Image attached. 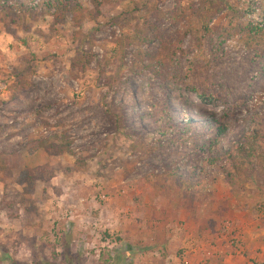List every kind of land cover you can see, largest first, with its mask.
Masks as SVG:
<instances>
[{
  "label": "rangeland",
  "instance_id": "374dc122",
  "mask_svg": "<svg viewBox=\"0 0 264 264\" xmlns=\"http://www.w3.org/2000/svg\"><path fill=\"white\" fill-rule=\"evenodd\" d=\"M203 1L102 0L99 13L91 6L93 19L78 24L39 10L0 21V264H264V165H246L240 192L221 168L243 135L264 136V53L237 35L219 40V28L260 25L264 0H216L213 35L202 46L205 80L188 74L215 103L179 81L162 85L132 63V46L124 58L111 56L118 38L152 37L154 23L176 39L181 14ZM154 8L165 14L159 22ZM184 44L186 69L200 51ZM145 47L156 52L160 42ZM88 50L93 59L79 63ZM75 67L78 78L68 79ZM10 73L30 75L33 86L14 94ZM190 119L197 127L170 141V124ZM202 123L213 129L202 132ZM62 146L70 151H56ZM173 170L179 177L166 175ZM252 196L262 201L256 208L236 209ZM109 236L118 245L101 247Z\"/></svg>",
  "mask_w": 264,
  "mask_h": 264
},
{
  "label": "trees",
  "instance_id": "16d2710c",
  "mask_svg": "<svg viewBox=\"0 0 264 264\" xmlns=\"http://www.w3.org/2000/svg\"><path fill=\"white\" fill-rule=\"evenodd\" d=\"M32 1L33 0H31V3ZM86 1L87 5H84V7L81 0H38L37 6H32L30 4L24 5L19 2V0H0V21L4 22L6 15H13L19 19H23L26 12L34 13L35 10H39L41 11L40 14L44 19L61 21L67 15H70L74 22L78 24L87 16L89 17V20L93 19L91 6L94 8V12L99 13L98 7L101 5L102 0ZM219 9V4L216 0H205L203 1V5L193 9L189 15L186 13L181 14L184 18L185 25L182 29H177L176 39L172 40L170 37H167L160 30L159 25L154 23L150 28V32L153 34L152 37H148L147 34L138 32V34L132 39L127 36L118 38L116 41V50H114L115 48L113 49L115 52L111 50V56L124 58L128 51L126 49L129 46H132L133 49L130 50L133 56L132 63L135 64V66H141L142 71H147V73L152 74L154 78L159 79L162 83H164L162 85L167 86V83H177V81H179L182 86L193 91L203 102L215 103L217 97L206 90L204 86H197L189 80L190 76L188 74L195 72L202 78V80H205L207 73L206 70L209 67V64L207 58L203 54L202 46L208 38H212L213 30L209 27V22L219 12ZM175 14L176 13H173L172 19ZM152 16L157 22H159V19H162L165 14L154 8ZM219 31L220 41L222 37H233L234 35H237L244 40L243 43L247 50L250 51L255 50L256 47H262L264 53V16L260 25L248 23L244 26L239 25L228 30H221L219 28ZM153 39H158L160 42V47L156 52H151L147 47H145L146 43H150ZM185 41H190V45L197 48L198 52L200 51L192 60L188 62V67L186 69H184L181 65V60L188 51L184 44ZM22 43H26L24 39H21V44ZM216 54L217 53L215 52V55ZM82 58H85L86 61L88 59L89 62L93 59V55L88 50L83 52L80 56V60L78 59L79 61H77L80 63ZM80 68L84 69L83 66ZM66 77L68 79L78 78L77 68H69L66 72ZM32 86L33 82L30 79V75L21 73L15 74L13 87L17 93L27 90ZM165 93H168L167 88H165ZM179 99L184 101L183 97H179ZM163 113L167 116L166 118L168 119V123H170L171 113L166 104L163 107ZM170 127L173 131V136L170 138V141L173 142L177 133L181 134V132H189L190 129L197 127V124L194 120L190 119L182 125L171 123ZM211 128L212 126L210 127L206 123H202L200 124L199 129H202V132L206 133L210 131ZM217 131H219V128H217ZM161 132L166 134L165 129H162ZM261 135L262 134H260L258 130H252L246 135H243L239 142L232 145L230 150L225 153V157L229 160L230 166L221 168L228 184L232 187H237L239 189L238 192L245 189L243 174L246 169V165H252L254 160H256L257 165H264V136ZM159 139L160 142H163L162 138ZM42 141L40 140V143L38 142L37 147L43 144ZM55 149L58 152L70 151L68 146L58 148L55 147ZM216 161V158H211L209 160L210 163ZM76 163L80 164L81 162L77 160ZM174 170L172 172H166V175L168 177H179ZM29 177L31 178L28 179L31 180L32 176ZM156 177L160 179L161 176L156 175ZM187 188L189 190L193 189L190 186H187ZM191 198V196H189V198L187 197V200L183 203L184 207H188L190 205ZM257 199H259L257 196H252L251 198H246L244 202H237L236 209L238 210L240 205H249L250 203L251 208H256L257 204L262 202ZM262 238L264 239V237ZM232 243L235 242L232 241ZM237 247L239 248V246ZM132 250L133 248L130 247L129 251Z\"/></svg>",
  "mask_w": 264,
  "mask_h": 264
},
{
  "label": "built area",
  "instance_id": "2783aa9c",
  "mask_svg": "<svg viewBox=\"0 0 264 264\" xmlns=\"http://www.w3.org/2000/svg\"><path fill=\"white\" fill-rule=\"evenodd\" d=\"M30 5L37 6L38 0H33L32 3H30ZM117 245H118L117 240L113 236L106 237V238H104V240L101 241V247L107 246L109 248H112L113 246H117ZM95 251L97 252V255H99L100 248H97ZM205 254H206L207 258L212 257L214 255V247L205 251Z\"/></svg>",
  "mask_w": 264,
  "mask_h": 264
},
{
  "label": "crops",
  "instance_id": "0c3cea01",
  "mask_svg": "<svg viewBox=\"0 0 264 264\" xmlns=\"http://www.w3.org/2000/svg\"><path fill=\"white\" fill-rule=\"evenodd\" d=\"M4 27V26H3ZM4 29H5V27H4ZM3 29V30H4ZM5 32H6V29L4 30ZM2 40H3V38H2ZM4 41V40H3ZM18 44H21V40L19 39V41H18ZM3 50H5V47L4 48H2ZM0 60H4V54H2L1 52H0ZM5 61V60H4ZM11 74V73H10ZM14 76H15V74L13 75V74H11L10 75V78L11 77H13V80L11 81V83H12V86H13V81H14ZM11 90L13 91V93L14 94H19V93H17L15 90H14V87L13 88H11ZM15 98V97H14ZM237 214V216L240 218L241 216V214H239V213H234V217H235V215ZM246 231V230H245ZM244 231V232H245ZM244 244H246V242H244ZM228 250V249H227ZM246 261V260H245ZM245 261L243 262V264H245ZM227 264H242L241 262L240 263H238V261L237 260H232V261H230V262H228Z\"/></svg>",
  "mask_w": 264,
  "mask_h": 264
}]
</instances>
